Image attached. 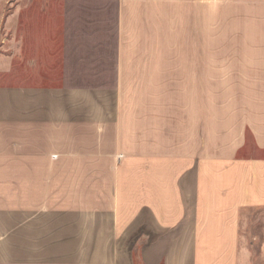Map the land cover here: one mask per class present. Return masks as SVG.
I'll list each match as a JSON object with an SVG mask.
<instances>
[{"label": "crops", "instance_id": "crops-1", "mask_svg": "<svg viewBox=\"0 0 264 264\" xmlns=\"http://www.w3.org/2000/svg\"><path fill=\"white\" fill-rule=\"evenodd\" d=\"M150 10L17 0L0 264H264V0H173L172 86Z\"/></svg>", "mask_w": 264, "mask_h": 264}, {"label": "rangeland", "instance_id": "rangeland-1", "mask_svg": "<svg viewBox=\"0 0 264 264\" xmlns=\"http://www.w3.org/2000/svg\"><path fill=\"white\" fill-rule=\"evenodd\" d=\"M151 10L149 12L150 51L151 54L163 52L166 56V69L159 74H151L150 81L166 83L172 86L173 51H174V12L173 0H150ZM40 5L27 9L23 12V18H43ZM154 7L159 9H153ZM55 12V11H54ZM48 17H53L50 13ZM17 0H0V85H17L24 76L17 74ZM20 45V44H19ZM21 46V45H20ZM220 49L221 44L215 43L214 49ZM20 71V68L19 70ZM171 88V87H168ZM136 94V92H134ZM152 93V92H151ZM157 93V92H156ZM167 95L171 91L163 92ZM0 257H17V251H0ZM258 260H260L258 258Z\"/></svg>", "mask_w": 264, "mask_h": 264}]
</instances>
